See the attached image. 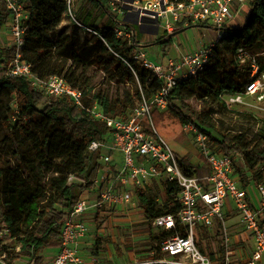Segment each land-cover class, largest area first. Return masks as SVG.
Returning <instances> with one entry per match:
<instances>
[{
	"label": "trees",
	"instance_id": "1",
	"mask_svg": "<svg viewBox=\"0 0 264 264\" xmlns=\"http://www.w3.org/2000/svg\"><path fill=\"white\" fill-rule=\"evenodd\" d=\"M29 3L23 54L39 79L59 75L84 94L98 79L103 80L95 96L104 113L111 116L123 115L142 97L149 98L160 89V81L133 62L137 45L115 35L116 25L129 23L111 11L109 0H92L90 6L76 12L71 8L80 23L95 32L66 18L67 0ZM7 16L6 4L0 0V30ZM192 26L202 25L191 24L184 29ZM221 31V39L203 70L179 82L172 89L169 107L163 112L153 111L151 120L154 127L167 122L179 123L181 129L183 122L192 121L209 135L219 151L237 158L236 171L247 187L251 180L259 181L264 176V145L251 144L252 130L232 134L223 129L214 114L227 109L225 96L246 92L247 84L255 77L252 62L264 71V56L255 53L242 60L238 53L254 46L264 50V0L251 5L244 26L226 24ZM156 36L161 49L166 50L173 33ZM12 54L13 48L5 49L0 44V128L15 161L13 173L3 175L0 170V222H5L10 236L18 240L17 246L6 251L10 264L20 259L44 264V252L61 243L64 216L98 175L99 153L90 151L88 145L93 139H102L108 127L101 119L83 115L67 97H58L41 107L46 98L43 90L27 78L5 75L3 68ZM125 61L132 64L134 71ZM100 68L105 77H100ZM191 96L202 101L199 112L185 101ZM236 114L249 122L257 134L264 133L263 118L245 112ZM143 122L152 133L148 118ZM183 160L189 162L187 157ZM156 188L139 191L148 224L161 213L175 214L179 210L174 182H166L162 206L156 201ZM97 217L96 213L95 220ZM152 246L144 249L148 251Z\"/></svg>",
	"mask_w": 264,
	"mask_h": 264
},
{
	"label": "built area",
	"instance_id": "2",
	"mask_svg": "<svg viewBox=\"0 0 264 264\" xmlns=\"http://www.w3.org/2000/svg\"><path fill=\"white\" fill-rule=\"evenodd\" d=\"M71 1L67 0L66 18L85 27L72 12ZM4 2L8 16L0 30V44L5 49L13 48L3 68L5 75L29 79L44 91V102L48 105L58 97L69 98L83 115L101 119L108 127L102 139H93L88 145L90 151L99 153L98 175L81 191L70 212L64 216L58 251L51 262L44 264H95V259L87 260L75 247L94 228L92 213L105 207L121 212L141 211L139 191L157 186L164 192L166 182H174L177 186L175 199L179 210L175 214L161 213L152 219L150 224L158 234L155 244L145 255L126 264H264V176L259 181L251 180L244 187L235 167L237 158L219 151L209 135L188 120L183 122L182 130L194 138L198 147L201 161L195 168L158 133L151 120L153 111L163 112L169 107L172 89L179 82L203 70L222 31L219 30L214 41L184 52L178 59L158 62L138 45L130 24L163 27L167 34L197 23L222 29L230 19L241 16L247 5L257 4L259 0H109L111 11L118 19L129 23L116 25L115 35L137 45L133 62L161 83L151 97H142L134 107L118 116L104 113L96 96L84 99L86 94L59 75L39 79L32 63L23 54L31 13L29 0ZM85 29L95 32L88 27ZM238 53L240 59L245 60V50L240 49ZM125 62L134 71L132 64ZM252 76L255 77L247 84L246 92L229 96L231 101L241 100L247 94L264 97L261 93L264 72L259 71L254 62ZM192 97L195 103L191 102ZM185 101L193 110L200 111L202 101L196 96L185 98ZM145 118L149 120L152 133L145 128ZM249 186H254L258 192L257 201L250 196ZM156 201L162 204L161 197H156ZM234 212L239 217L236 227H233L235 223H226L227 213ZM138 217L143 218L144 214ZM214 227L218 228L220 244L209 254L199 247L198 236L202 229L212 231ZM168 232L171 234L167 235ZM12 238L8 225L1 221V247ZM0 264H10L5 253H0ZM13 264L34 262L20 259Z\"/></svg>",
	"mask_w": 264,
	"mask_h": 264
},
{
	"label": "rangeland",
	"instance_id": "3",
	"mask_svg": "<svg viewBox=\"0 0 264 264\" xmlns=\"http://www.w3.org/2000/svg\"><path fill=\"white\" fill-rule=\"evenodd\" d=\"M91 2L92 0H72V4L70 6L72 10L76 12L88 5L90 6ZM250 8L251 5H247L244 12H242V15L239 17L237 16L235 19H230L228 21V24L236 28H240L244 26V24L248 20ZM131 27L134 29V31L137 34L138 29L140 27L135 23H131ZM144 30L151 31V30H155V28L145 26ZM163 34H166V30L163 27H159L157 34H153V36L156 35L161 36ZM261 49L262 48L260 47L254 46L251 47V49L245 50V54H244L245 59H248L249 57L253 56L255 53L264 56L263 54L264 50L262 52ZM98 72L101 78L105 77V72L103 71V68H100ZM102 81H100V79L96 81V83L100 82L98 92L102 86ZM262 84H263V88L261 93H264V80ZM225 99L227 102V109L223 112H217L214 114L217 124L232 134L246 133L247 131L252 130L253 131L252 137H250L249 134L245 137V139H243V141H245L248 137H250L249 139H251L252 145L260 143L259 146L260 147L263 146L264 133L257 134L256 129H253L249 122H247L245 119H242L240 115L236 113L237 112L250 113L255 117H260L264 119V97L259 98L258 95L247 94L241 100L231 101L229 99V96H225ZM42 104L43 105H41V107H45L48 105L46 102H43ZM11 105L13 106L14 104L12 103ZM155 127L158 133L174 148V150L179 155L181 156L183 155V157H187L190 164L191 165L193 164V167L195 166L196 168L198 166L197 164L198 162L201 161V158L195 140L192 136L183 132L179 123L165 122L160 125L158 124ZM9 151H10L9 144L3 138L2 131L0 128V170L3 175H9L13 173L15 168V161ZM45 181L46 179L41 180L42 183H45ZM155 191L157 195L156 197L158 196L161 197L162 204L159 205L162 206L165 203L164 192H162L157 188L155 189ZM137 212L139 215L144 214L143 209ZM104 213H102L101 215H103ZM107 216L108 215H106V217ZM106 217L104 218V220L101 221L100 226H103L105 229H107V233L96 239L95 245L93 247V255L97 254L98 252L104 249V247L102 246L104 242L110 243V246L112 244L117 254H124L128 249H130L132 253L146 252L147 250L144 249L145 247L148 248L150 245L155 244L157 239L155 237L158 234L156 230H154L152 225L147 223L145 217L134 218V219L126 218L124 219L125 223L121 224L122 226H119L118 224H113L112 220H109ZM238 219L239 217L237 212L227 213L226 223L227 225H230L238 221ZM233 225H234L233 227L238 226V224L236 223ZM110 228L114 229L113 231H115L116 236H118V238H115V236H111L110 233H108ZM116 239L118 242H114V240ZM198 239H199V244L203 247L206 253L209 254L213 253L214 250L218 249L220 244L218 238V228L214 227L212 231H207L206 229H202L200 231V235L198 236ZM17 242H18L17 239L12 238L7 242L5 246L1 247L0 245V253L6 254L7 250L17 246L18 244Z\"/></svg>",
	"mask_w": 264,
	"mask_h": 264
},
{
	"label": "crops",
	"instance_id": "4",
	"mask_svg": "<svg viewBox=\"0 0 264 264\" xmlns=\"http://www.w3.org/2000/svg\"><path fill=\"white\" fill-rule=\"evenodd\" d=\"M65 22L66 18H63L62 23ZM144 28L145 27H140L137 34L135 32V39L137 40L138 45L144 48L147 54H149L153 60L158 62H165L168 59H178L184 52L194 51L200 46L214 41L219 30L221 31V29L215 26H192L186 29H184V27L173 33L171 44L166 50H162L160 45L156 42L157 36H153V34H157L159 29L155 27V30L146 31ZM248 191L250 196L257 201L258 192L256 191L255 187L249 186ZM96 213L98 214L97 220H95ZM102 213L104 214L101 215ZM92 215L93 220L95 221L92 222L94 224V228L90 230L86 238L79 240L75 244V247L78 248V250L87 258V260L90 261L91 259H95V264H126L131 262L136 257L146 254V252L132 253L130 249L126 250V253L124 254H117L112 244L110 246V243L104 242L102 244L104 249L93 255V247L95 245L96 239L107 233V229H105L103 226H100L101 221L104 220L106 215H108L106 217L107 219L112 220L113 224H118L119 226H122L121 224L125 223L124 219L126 218L134 219L139 217L138 212L114 211L109 207H105L99 211L93 212ZM113 230V228H110L108 233H110L111 236L118 238L115 231ZM114 242H118L117 239L114 240ZM57 251L58 246L48 248L44 252V262H51Z\"/></svg>",
	"mask_w": 264,
	"mask_h": 264
},
{
	"label": "bare ground",
	"instance_id": "5",
	"mask_svg": "<svg viewBox=\"0 0 264 264\" xmlns=\"http://www.w3.org/2000/svg\"><path fill=\"white\" fill-rule=\"evenodd\" d=\"M100 86V82L96 83L93 88L85 95L84 99L89 100L91 97L95 96ZM191 102L195 103L196 99L194 97L190 98ZM254 201H256L254 199Z\"/></svg>",
	"mask_w": 264,
	"mask_h": 264
},
{
	"label": "water",
	"instance_id": "6",
	"mask_svg": "<svg viewBox=\"0 0 264 264\" xmlns=\"http://www.w3.org/2000/svg\"><path fill=\"white\" fill-rule=\"evenodd\" d=\"M153 33H155V32H153Z\"/></svg>",
	"mask_w": 264,
	"mask_h": 264
}]
</instances>
